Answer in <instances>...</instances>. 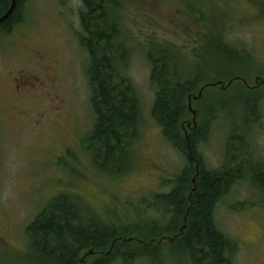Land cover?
Listing matches in <instances>:
<instances>
[{
  "label": "rangeland",
  "instance_id": "1",
  "mask_svg": "<svg viewBox=\"0 0 264 264\" xmlns=\"http://www.w3.org/2000/svg\"><path fill=\"white\" fill-rule=\"evenodd\" d=\"M115 1L108 6L117 23L115 38L127 50L122 70L140 102L139 138L124 175L98 171L85 148L95 116L88 53L80 42L83 1L23 0L24 22L0 36V264H42L33 258L26 229L60 192L75 195L90 219L133 224L142 198L171 190L170 180L187 160L165 140L152 116L155 88L147 55L154 45L167 46L189 68L194 65L203 84L234 78L201 92L198 101L190 98L196 119L190 110L181 123L186 135L207 128L198 151L205 166L226 165L237 137H245L255 165L264 163L263 86L252 93L262 100L260 126L245 128L240 106L242 92L250 91L245 84L264 83V0ZM213 41L243 59L219 63L223 51ZM225 102L228 111H221ZM148 216L160 217L151 211ZM215 221L236 242L233 264H264V195L240 182L218 205ZM154 255L157 264H193L175 240Z\"/></svg>",
  "mask_w": 264,
  "mask_h": 264
},
{
  "label": "trees",
  "instance_id": "2",
  "mask_svg": "<svg viewBox=\"0 0 264 264\" xmlns=\"http://www.w3.org/2000/svg\"><path fill=\"white\" fill-rule=\"evenodd\" d=\"M82 1L80 42L88 53L90 105L95 116L85 148L98 171L120 176L130 170L133 146L139 138L140 102L134 84L122 70L127 50L115 38L117 23L108 6L112 0ZM10 5L11 0H0V17ZM24 15L23 0H17L12 16L0 26V36H9L24 22ZM215 42L223 51L216 59L219 63L243 59ZM147 56L155 88L152 116L187 165L170 180L169 192L141 199L140 215L133 224L90 219L75 195L60 192L26 229L29 249L37 262L84 264L94 256L90 264H134L139 260L157 264L155 251L166 241L175 240L186 248L193 264H233L237 245L217 228L216 209L242 181L264 195V163L255 165L252 151L245 148V137H237L229 145L227 164L209 170L198 153L209 135L207 128H194L186 135L181 123L189 114L190 98L208 88L230 84L234 78L218 81L215 86L203 84L194 65L189 68V62L167 46L154 45ZM245 86L250 91L248 95L241 91L244 98L240 106L244 127L250 131L260 126L263 111L262 100L252 93L257 94L262 86L264 90V83L255 88ZM222 106L221 111H228L227 102ZM149 211L160 217L148 216Z\"/></svg>",
  "mask_w": 264,
  "mask_h": 264
},
{
  "label": "water",
  "instance_id": "3",
  "mask_svg": "<svg viewBox=\"0 0 264 264\" xmlns=\"http://www.w3.org/2000/svg\"><path fill=\"white\" fill-rule=\"evenodd\" d=\"M16 6H17V0H11L10 8L2 17H0V26L12 16L13 12L16 9ZM257 81H259V79ZM218 84H220V83H218ZM213 86H215V85H213ZM201 94L202 93L200 92L199 96H201ZM197 99H198V97H194V100H197ZM190 110L192 111V114L194 115V120H195L197 112L193 111L191 106H190ZM195 125H196V123H195ZM193 181L195 182V179Z\"/></svg>",
  "mask_w": 264,
  "mask_h": 264
},
{
  "label": "flooded vegetation",
  "instance_id": "4",
  "mask_svg": "<svg viewBox=\"0 0 264 264\" xmlns=\"http://www.w3.org/2000/svg\"><path fill=\"white\" fill-rule=\"evenodd\" d=\"M27 84H28V83H24L23 86H24V85H27ZM42 86H43V85H42ZM19 88L21 89L22 86L19 85ZM245 241H246V240H245ZM246 243H248V242H246ZM248 244H249V243H248Z\"/></svg>",
  "mask_w": 264,
  "mask_h": 264
}]
</instances>
